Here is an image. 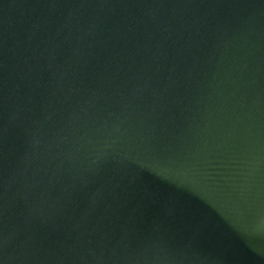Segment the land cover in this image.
I'll return each mask as SVG.
<instances>
[{"label":"water","instance_id":"95a60500","mask_svg":"<svg viewBox=\"0 0 264 264\" xmlns=\"http://www.w3.org/2000/svg\"><path fill=\"white\" fill-rule=\"evenodd\" d=\"M0 264H264V0H0Z\"/></svg>","mask_w":264,"mask_h":264}]
</instances>
